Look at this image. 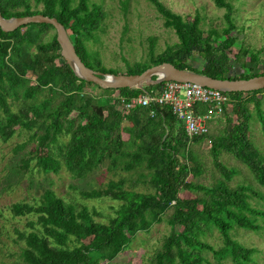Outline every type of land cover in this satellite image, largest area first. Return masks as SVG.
Masks as SVG:
<instances>
[{"label": "trees", "instance_id": "16d2710c", "mask_svg": "<svg viewBox=\"0 0 264 264\" xmlns=\"http://www.w3.org/2000/svg\"><path fill=\"white\" fill-rule=\"evenodd\" d=\"M148 1L179 42L146 62L128 65L124 72L107 68L89 46L103 30L107 13L102 3L0 0V12L6 19L37 14L57 18L85 65L106 74L135 75L168 62L215 79L264 75L246 66L248 58L258 66L262 51L241 46L230 55L238 44L236 8L230 0H214L217 8L225 10L222 32H205L198 14L187 19L161 0ZM50 31L54 34L48 37ZM196 55L202 60L199 67L191 62ZM236 64L239 74L233 71ZM88 84L92 83L80 78L62 56L52 25L32 23L11 32L0 27V140L6 143L28 132V141L19 147L32 145L23 160L25 168L34 161L46 174L65 170L84 180L105 164L111 172L121 169L129 174L109 181L104 189L81 193L85 199L119 203L106 221L97 219V211L68 202L52 189L34 203L13 204L14 217L34 218L28 222L30 230L19 234L23 246L13 264H110L137 234L163 221L171 231L148 264H256L258 250L240 244L232 232L259 233L264 210L250 203L259 196L251 183L233 184V180L243 173L242 167L264 186V155L251 138V106L264 131V89L226 92L232 102L224 107L223 118L211 123L209 134L190 139L168 106H136L127 115L117 108L115 92L140 97L161 90L165 82L143 89L101 88L102 97L86 92ZM206 154L219 173L211 184L198 181L209 170ZM214 231L222 240L218 248L205 239Z\"/></svg>", "mask_w": 264, "mask_h": 264}, {"label": "rangeland", "instance_id": "374dc122", "mask_svg": "<svg viewBox=\"0 0 264 264\" xmlns=\"http://www.w3.org/2000/svg\"><path fill=\"white\" fill-rule=\"evenodd\" d=\"M102 3L107 13L103 30L99 32L96 42H90L91 50L97 51L107 68L124 72L128 65L142 63L162 54L168 47L179 42L175 32L164 26V19L148 0H95ZM170 10L190 19L197 14L201 17V26L205 32L217 30L222 32L226 27L224 20L225 10L217 8L214 0H161ZM236 8V24L238 29L234 32L238 44L232 49L231 56L238 52L241 46L252 50L262 51V62L256 66L248 58L246 66L253 68L255 74L264 72V0H230ZM126 4V5H125ZM54 31H50L51 37ZM192 64L199 67L202 60L198 55ZM239 74L240 65L233 68ZM85 91L97 97H102L103 90L95 84H88ZM118 95V92L113 94ZM264 100V95H263ZM264 104V102H263ZM251 125V138L264 155V131L255 110ZM264 109V105H263ZM234 123L236 121L233 118ZM233 123L229 126V129ZM216 127V131H219ZM28 141V132L23 131L10 141L4 143L0 140V263L13 264L18 260L23 242L20 232L29 231L27 225L31 216L14 217L11 212L13 204L20 202L34 203V200L47 189H52L59 196L72 203H80L97 211L100 221H106L108 216L115 213L118 202L109 198L85 199L83 191L100 190L107 187L111 180L120 177H129L121 169L111 172L107 165H103L84 180L76 179L67 171L60 173H44L40 171L33 161L29 168H25L23 160L27 158L32 145L19 149L20 145ZM206 149V147H205ZM206 151V150H205ZM230 162L234 160L226 156ZM209 170L198 179L204 184H211L218 180L219 173L206 154ZM242 174L237 175L233 184L251 183L259 196H253L250 203L253 207L264 210V186H261L250 172L241 167ZM247 177V178H245ZM248 180V181H247ZM139 190H142L140 188ZM262 230L259 233L236 229L232 232L233 238L248 248L258 250L256 264H264V220H259ZM171 231L170 225L163 221L147 233H139L132 240L129 248L124 250L110 264H148L152 256L162 245L164 237ZM212 246L218 248L222 240L218 231L205 238ZM207 256L214 261L210 253Z\"/></svg>", "mask_w": 264, "mask_h": 264}, {"label": "water", "instance_id": "95a60500", "mask_svg": "<svg viewBox=\"0 0 264 264\" xmlns=\"http://www.w3.org/2000/svg\"><path fill=\"white\" fill-rule=\"evenodd\" d=\"M32 23L50 24L55 28L57 41L61 47V54L76 74L85 81L95 84L102 89H143L148 85L162 82L176 81L181 83H194L203 87L218 89L223 92H252L264 89V75L250 79H215L194 71L179 69L171 63L165 62L154 65L143 73L135 75H112L93 70L85 65L77 54L75 46L65 29L57 18L43 14L6 19L0 12V27L5 32L14 31L22 26ZM156 77L155 79H153Z\"/></svg>", "mask_w": 264, "mask_h": 264}, {"label": "built area", "instance_id": "2783aa9c", "mask_svg": "<svg viewBox=\"0 0 264 264\" xmlns=\"http://www.w3.org/2000/svg\"><path fill=\"white\" fill-rule=\"evenodd\" d=\"M115 98L118 110L124 115L136 106L170 107L190 139L209 134L211 123L222 119L224 107L232 102L221 90L176 81L165 82L161 90L146 92L140 97L126 98L118 94ZM200 107H205L206 111L201 112Z\"/></svg>", "mask_w": 264, "mask_h": 264}, {"label": "crops", "instance_id": "0c3cea01", "mask_svg": "<svg viewBox=\"0 0 264 264\" xmlns=\"http://www.w3.org/2000/svg\"><path fill=\"white\" fill-rule=\"evenodd\" d=\"M126 124H127V123H126ZM126 124H125V125H126Z\"/></svg>", "mask_w": 264, "mask_h": 264}]
</instances>
